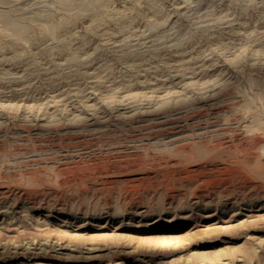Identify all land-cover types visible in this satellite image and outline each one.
Listing matches in <instances>:
<instances>
[{
    "label": "rangeland",
    "instance_id": "rangeland-1",
    "mask_svg": "<svg viewBox=\"0 0 264 264\" xmlns=\"http://www.w3.org/2000/svg\"><path fill=\"white\" fill-rule=\"evenodd\" d=\"M72 1L0 18V264H264V0Z\"/></svg>",
    "mask_w": 264,
    "mask_h": 264
},
{
    "label": "bare ground",
    "instance_id": "bare-ground-1",
    "mask_svg": "<svg viewBox=\"0 0 264 264\" xmlns=\"http://www.w3.org/2000/svg\"><path fill=\"white\" fill-rule=\"evenodd\" d=\"M9 1H10V0H9ZM15 1L17 2V0H15ZM18 1H19V0H18ZM63 1L66 2V0H63ZM70 1H71V3L73 2L72 0H70ZM106 1H107V0L103 1V3H104V2L106 3ZM16 2H15V3H16ZM68 2H69V0H68ZM92 2H93V1H92ZM96 2H97L98 5H101L102 0H97ZM10 3H11V2H10ZM10 3H8V4L11 5ZM17 3H18V2H17ZM62 3H63V2H62ZM66 3H67V2H66ZM71 3H70V4H71ZM87 3H88V2H87ZM89 3H90V1H89ZM89 3H88V4H89ZM103 3H102V4H103ZM105 3H104V4H105ZM8 4H7V0H0V7H1V5H4L3 8H5V6L7 5V6H6V7H7L6 10H3V9L0 10V18L4 20V23H5V24L7 23V25L9 24V26L12 27V29H13L12 31H14V34H16V37H17V35L23 37V36H25V34H29V33H30V32H29V28H30V27L28 28V32H29V33H27V29H25V27H24V25L27 24L28 22L22 24L23 22H22L19 18H17V17L14 18L13 15L15 16V13H14L13 15L10 14V12H12L13 8L9 7ZM70 4H68V5H70ZM84 4H85V3H83V5H84ZM16 5H17V4H16ZM77 5H78V4H77ZM81 5H82V4L78 5V7H79V9L83 10V12H84V9H82L83 7H82ZM85 5H86V4H85ZM19 6H20V5H19ZM75 6H76V5H75ZM80 6H81L82 8H81ZM87 6H88V5H87ZM89 6H90V5H89ZM17 7H18V5H17ZM21 7H22V6H21ZM38 7H41V6H38ZM78 7H76V8L73 7V8L77 10ZM155 7H156V6H155ZM155 7H154V9H155ZM15 8H16V7H14V9H15ZM18 8H19V7H18ZM18 8H16V9H18ZM23 8H24V7H23ZM32 8H33V9H32ZM32 8H30V9H31V10H34V6H33ZM73 8H72V10H74ZM84 8H86V6H85ZM89 8H90V7H89ZM93 8H94V6H93ZM102 8H104L103 5H102ZM27 9H28V8H27ZM79 9H78V10H79ZM2 10H3V11H2ZM21 10H22V9H21ZM25 10H26V9H24V10H22V11H25ZM42 10H43V7H42ZM47 10H49V9H47ZM81 10H80V11H81ZM88 10H89V9H88ZM88 10H86V11H88ZM94 10H95V9H94ZM15 11H16V13H19V12H18L19 10H15ZM45 11H46V10H45ZM90 11H91V8H90ZM97 11H98V10H97ZM29 12H31V11L29 10ZM47 12H48V11H47ZM78 12H79V11H78ZM23 13H24V12H23ZM35 13H36V12H35ZM35 13H34V14H35ZM38 13H39V12H38ZM38 13H37V14H38ZM19 14H20V13H19ZM25 14H28V13H25ZM25 14H23V16H24ZM16 15H17V14H16ZM21 15H22V14H21ZM46 16H47V15H46ZM49 16H50V15H48V17H49ZM28 17H29V16H28ZM32 17H33V15H32ZM23 18L25 19V17H23ZM38 18H40V17H38ZM46 18H47V17H46ZM42 20H43V19H42ZM24 21H28V20L26 19V20H24ZM31 22H32V20H31L29 23H31ZM35 22H36V21H35ZM37 23H38V22H37ZM34 24H36V23H34ZM36 25H37V24H36ZM38 25H39V24H38ZM38 25H37V27H38ZM9 26H8V27H9ZM33 26H34V25H33ZM33 26H32V27H33ZM1 27H2V23H1ZM8 27H5V28H8ZM35 27H36V26H35ZM41 28H42V27H41ZM0 31H1V30H0ZM30 31H31V29H30ZM1 32H2V31H1ZM1 32H0V34H1ZM7 32L10 33L11 31H10V32L7 31ZM7 32H6V33H7ZM8 33H7V35H8L7 38L9 37V34H8ZM12 33H13V32H12ZM51 33H52V32H51ZM3 35H4V33H3ZM30 35H31V34H30ZM1 36H2V35H1ZM19 36H18V37H19ZM10 37H11V36H10ZM16 37H15V35H14V39H13V41L15 40ZM26 37H27V36H26ZM28 37H29V36H28ZM20 38H21V37H20ZM23 38H25V37H23ZM18 39H19V38H18ZM26 39H27V38H26ZM10 40H12V37H11ZM16 40H17V38H16ZM19 40H20V39H19ZM19 40H17V41H19ZM27 40H29V38H28ZM21 41H22V40H21ZM24 41H25V40H24ZM260 80H261V79H260ZM260 82H261V81H260ZM263 82H264V81H263ZM261 88H263V87H261ZM263 91H264V90H263ZM259 96H260V95H259ZM261 97H263V93H262V96H261ZM251 109H252V108H251ZM250 111H251V110H250ZM255 111H256V110H255ZM253 112H254V111H253ZM248 114H249V113H248ZM250 114H252V113H250ZM254 115H255V113H254ZM254 115H253V116H254ZM249 118H250V117H249ZM250 119H252V118H250ZM259 142H261V141H259ZM259 142H258V143H259ZM247 253H248V252H247ZM250 253H251V251H250ZM248 255H249V254H248ZM250 255H251V254H250ZM194 256H195V255H193L192 257H194ZM201 256H202V258H206V256H204V255H201ZM250 257H252V256H250ZM195 258H196V257H195Z\"/></svg>",
    "mask_w": 264,
    "mask_h": 264
}]
</instances>
